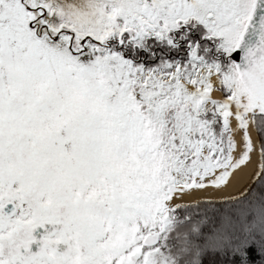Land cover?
<instances>
[{"label":"snow or ice","instance_id":"snow-or-ice-1","mask_svg":"<svg viewBox=\"0 0 264 264\" xmlns=\"http://www.w3.org/2000/svg\"><path fill=\"white\" fill-rule=\"evenodd\" d=\"M0 264H264V0H0Z\"/></svg>","mask_w":264,"mask_h":264}]
</instances>
